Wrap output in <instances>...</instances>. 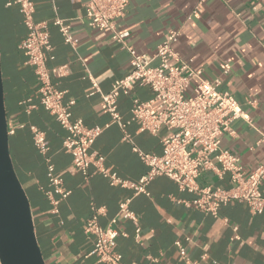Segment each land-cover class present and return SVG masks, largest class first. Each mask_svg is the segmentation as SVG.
Here are the masks:
<instances>
[{
	"label": "crops",
	"instance_id": "1",
	"mask_svg": "<svg viewBox=\"0 0 264 264\" xmlns=\"http://www.w3.org/2000/svg\"><path fill=\"white\" fill-rule=\"evenodd\" d=\"M0 0V65L5 114L14 133L9 136V151L16 174L30 202L36 239L45 264H105L91 253L93 244L84 232L92 206L102 208L99 223L106 227L112 218L121 232L115 249L123 264H188L174 245L179 240L186 258L199 264H264V211L257 213L245 202L231 201L218 209L216 216L193 206L196 194L180 190L169 177L159 175L147 184L148 194H134L128 187L110 184L108 178L94 172L85 178L71 166V155L62 150L65 130L54 116L38 103V81L34 69L18 45L26 34L17 5L6 6ZM34 19L49 23L53 46L48 68L67 64L68 73L50 74L54 87L64 91V100L74 99L71 118L86 126L103 127L91 150L102 154L105 165L122 179L137 181L147 166L122 140V131L111 123L98 92L92 93L87 74L97 82L102 93L130 70L129 55L121 50L109 33L87 26L84 0H31ZM129 0L125 15L116 21L118 32H126V41L138 52L152 54L172 29L179 30L173 47L180 61L202 71V77L219 78V89L238 100L248 120L231 123L233 134L221 136V147L238 155L245 170L253 169L264 156V0ZM58 16L72 21L74 46L64 42L51 20ZM224 64L229 70L224 72ZM152 91L136 85L131 95H120L118 111L130 116L132 97L145 101ZM31 98L34 107L25 111L22 101ZM252 101V103H249ZM30 126L45 135L55 172L62 178L69 194L61 199L57 212L44 194L47 188L44 157L36 150ZM126 131L144 152L161 154L166 129L157 134L140 131L137 121ZM35 160H21L26 151ZM15 155V156H14ZM17 155V156H16ZM19 155V156H18ZM18 160V163H17ZM201 186L230 187L229 175L218 177L204 171L197 178ZM264 193V183L262 185ZM131 198L130 208L138 218L135 226L119 217V203ZM239 239L232 240V227ZM189 238V241L186 240Z\"/></svg>",
	"mask_w": 264,
	"mask_h": 264
},
{
	"label": "built area",
	"instance_id": "2",
	"mask_svg": "<svg viewBox=\"0 0 264 264\" xmlns=\"http://www.w3.org/2000/svg\"><path fill=\"white\" fill-rule=\"evenodd\" d=\"M129 0H84V16L87 26L107 32L110 38L129 55L130 70L115 80L111 89L102 93L94 78L87 74L92 86V93L98 92L111 123L122 131V140L132 145V150L147 166V171L137 180L129 181L119 177L107 167L102 154L91 150L94 140L100 135L103 127L86 126L80 119L71 118L74 99L64 100V91L58 90L51 82L50 74L64 76L68 65L62 64L48 68L46 61L52 58L53 46L49 39V23L34 19V4L31 0H7L6 6L17 5L22 15L26 34L18 47L24 53L25 64L34 69L38 81L37 99L39 105L49 111L58 124L65 130L62 150L71 155V166L85 178L90 176V167L94 172L108 178L110 184L131 188L134 194H148L147 184L156 176L171 178L180 190L196 194L193 206L216 216L220 206L231 201L247 203L250 208L261 213L264 211V156L256 166L247 171L238 155L221 147V136L228 132L233 134L231 123L236 119L248 120L238 100L228 91L219 89L220 79L212 81L202 77L199 68H193L178 59L173 45L178 40L179 30H170L150 55L138 52L126 41V32H118L116 21L125 15ZM203 0L199 1L201 4ZM60 32L64 42L74 46L71 34L72 21L55 16L51 22ZM224 64V72L229 70ZM147 86L152 91L148 100L142 101L132 97L130 116L123 118L118 111L117 100L120 95H131L136 86ZM27 113L34 107L31 98L22 101ZM249 103H252L250 101ZM139 123L140 131L157 134L161 129L168 131L162 139L161 154L142 151L132 141L126 131L133 122ZM14 127L8 126V135L14 133ZM33 145L44 157L47 188L44 194L49 201L51 211L57 212L61 199L69 191L63 187L62 178L55 172L54 165L48 156L45 135L35 126H30ZM259 142H264V135ZM204 171H211L218 177L229 175L230 187L215 185L201 186L197 178ZM131 198L119 203L118 216L130 221L135 226V237L138 238L139 226L135 212L130 208ZM102 208L92 206L91 216L86 221L84 232L92 240V250L97 259L105 264H123L115 249L116 238L121 232L114 226L117 218L103 227L99 223ZM232 240L239 239L237 227H232ZM189 241V238H186ZM180 256L188 264L184 246L179 240L174 242Z\"/></svg>",
	"mask_w": 264,
	"mask_h": 264
},
{
	"label": "water",
	"instance_id": "3",
	"mask_svg": "<svg viewBox=\"0 0 264 264\" xmlns=\"http://www.w3.org/2000/svg\"><path fill=\"white\" fill-rule=\"evenodd\" d=\"M0 65V264H45L30 202L9 151Z\"/></svg>",
	"mask_w": 264,
	"mask_h": 264
},
{
	"label": "rangeland",
	"instance_id": "4",
	"mask_svg": "<svg viewBox=\"0 0 264 264\" xmlns=\"http://www.w3.org/2000/svg\"><path fill=\"white\" fill-rule=\"evenodd\" d=\"M24 148H26V151L24 153L20 154V156L18 155L19 158L23 161L35 160V154H34V152L29 150L28 144L24 145ZM17 163H18V160H17Z\"/></svg>",
	"mask_w": 264,
	"mask_h": 264
}]
</instances>
